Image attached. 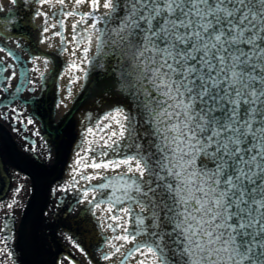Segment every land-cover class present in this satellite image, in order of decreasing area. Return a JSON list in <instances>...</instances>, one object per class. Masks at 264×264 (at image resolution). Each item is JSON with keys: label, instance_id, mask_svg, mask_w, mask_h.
<instances>
[{"label": "snow or ice", "instance_id": "snow-or-ice-1", "mask_svg": "<svg viewBox=\"0 0 264 264\" xmlns=\"http://www.w3.org/2000/svg\"><path fill=\"white\" fill-rule=\"evenodd\" d=\"M36 2L47 6L35 13L37 43L58 37L59 51H82L72 68L100 70L94 103L113 109L85 128L73 180L56 192L103 181L85 186L83 198L107 214L92 218L115 233L112 256L131 244L137 264H264V0ZM0 52L18 58L2 45ZM3 72L16 79L15 65L0 58ZM12 111L15 122L34 124ZM121 144L128 153L112 159ZM45 159L52 161L51 151ZM90 211L77 217L81 233L94 226ZM63 238L79 248L73 235Z\"/></svg>", "mask_w": 264, "mask_h": 264}, {"label": "flooded vegetation", "instance_id": "flooded-vegetation-1", "mask_svg": "<svg viewBox=\"0 0 264 264\" xmlns=\"http://www.w3.org/2000/svg\"><path fill=\"white\" fill-rule=\"evenodd\" d=\"M33 1L15 0L13 3L12 0H0V28L3 29L0 33V45L11 49L18 57L9 59L6 53L0 52V58L8 65L14 64L16 72V79L11 81L7 80V72L0 73V116L6 117L0 119V180L5 189L2 198L7 197L11 188L15 186L13 177L8 174L7 166L14 164L21 170L14 155L16 149L23 163L42 181L43 196L39 208L43 209L46 204V213L66 214L71 208L70 201L66 199L64 192L57 193L55 189L62 181V168L69 160L76 139V127L71 118L68 119L64 114L63 106L53 107L54 103L58 105L60 103L53 92L55 81L53 75L48 77L40 66L43 56L48 54L41 49L36 40L34 26L37 24L32 7ZM17 41L21 47L17 46ZM36 57L40 59L33 64L32 61ZM34 68L40 71H33ZM33 98L39 103H33ZM13 108L23 113L19 119L31 118L34 124L15 122ZM65 130H69L70 134ZM50 151L51 162L45 159ZM52 162H55V168L52 167ZM24 185L25 181L22 179L16 180L17 199ZM53 205L58 207L54 208ZM72 227L70 234L79 243V248L73 249L82 251L80 244L82 242L86 245V251L95 250L97 236L92 228L90 227L87 233H81L77 230L76 222ZM68 243L73 246L71 242ZM50 247L54 248L51 239H43L42 252L45 256H48ZM68 249L72 258H76L72 253L73 249L71 247ZM72 261L74 264H81L78 259Z\"/></svg>", "mask_w": 264, "mask_h": 264}, {"label": "bare ground", "instance_id": "bare-ground-1", "mask_svg": "<svg viewBox=\"0 0 264 264\" xmlns=\"http://www.w3.org/2000/svg\"><path fill=\"white\" fill-rule=\"evenodd\" d=\"M32 6L34 9V13L40 10H47V6L44 7V9H41L39 4L34 0L32 2ZM84 10H87V5L82 6ZM102 11L100 13H97L98 15L102 14ZM35 21L37 26L41 25L42 18H39L35 15ZM71 18L69 20V32L71 31L70 24H71ZM49 36H51V33H49ZM51 45V46H50ZM41 49L48 54V56H43V59L40 62V66L43 71L46 72L48 77H51L53 75L54 77V88L53 92L56 95L59 103L61 101L63 102V112L66 114L73 106L76 108V120L78 122V125L80 127V133H81V143L77 147L79 148L81 144L83 143V136L82 133L84 132L86 127H92L94 124L99 123L101 120H103V117L105 114H107L108 111L113 110L110 109L107 105L104 104H98L94 103V100L98 99V97L95 96V83L97 81V78L100 76L101 71L90 66V65H78L85 68V72H78L72 68V62L73 60H77L79 62L82 51H78L73 57L71 55V47H69L68 52H62L59 51V38H55L51 41H49V44H40ZM93 54L90 52L89 56L91 57ZM47 59L49 62L45 66L43 64V60ZM125 111L134 112L135 111V105L132 102H126ZM88 117H91V120L88 119ZM128 149L124 146V144H121L120 151L115 154H111L112 159H121L123 158V155L128 153ZM76 159L75 153L74 156L71 159V162L69 163L67 169H66V182L70 183L73 180V176L71 175L72 168L74 165V161ZM94 170L88 169L85 175H93ZM100 174L112 176L114 173L108 172L104 173L103 170H100ZM103 181L98 179H93L91 181V184H88L84 180H80L79 184L76 185L75 188L78 189V193L80 196V199L82 201V205L87 207L88 209L91 208V211L89 212L90 216L92 217V212H96L97 216L99 217H106V213L102 211H98L94 208H92L91 205L87 204L84 201L83 198V192L85 190V186H87V189H91L93 186L98 185L102 183ZM89 199L92 198L91 193L88 197ZM97 200H101L103 202L104 199V191L103 190H97L96 197ZM127 206V205H125ZM135 215V213H134ZM99 226L102 234L105 236V250L104 252L108 253V256L112 257L110 259H104V264H137V261L134 260L131 256L130 249L133 248V245L127 244L125 245L122 252L116 256H112L113 249H111L108 245L112 241V236L115 235L114 232L111 230L106 229L105 220L104 219H94ZM119 231V230H118ZM135 231L134 228L130 227V232ZM146 237L140 236L139 239L143 240ZM25 244L27 249L31 252V248L28 244L27 237H25ZM106 253V254H107ZM169 256H171V253H169ZM143 257H140L142 259Z\"/></svg>", "mask_w": 264, "mask_h": 264}, {"label": "rangeland", "instance_id": "rangeland-1", "mask_svg": "<svg viewBox=\"0 0 264 264\" xmlns=\"http://www.w3.org/2000/svg\"><path fill=\"white\" fill-rule=\"evenodd\" d=\"M76 128H77V137L72 146V150L70 154L71 159L74 156L75 150L80 145L81 140H82L81 133H80V127L76 125ZM71 159L69 160V162L71 161ZM10 168L11 170L12 169L14 170L11 173L15 174V177H13L15 186L13 185L14 188L13 187H12L13 189L11 188V191L9 192L7 198L0 200V228L4 229L3 232H0V249H2L0 250V264H30L31 262L24 250L25 247H24V243L22 239L21 228H22L23 223H25L27 216L30 213L29 210L31 208V205L34 204L35 190H34V186L32 182L25 175H23L20 171H18L17 169H14L15 166H12V167L10 166ZM19 178L25 181V185H24V189L21 192L19 198L16 199V196H17L16 180ZM65 184L66 182H62L61 187L65 186ZM66 195L70 196L67 199H69L70 202L74 204L73 206H76V207H74V210L71 213L65 214V218L72 219L71 222L74 223V221L77 220V217L80 216V213L83 212L85 207L80 202L79 203L77 202L78 200L79 201L81 200L77 188L67 191ZM8 205H13V207L9 208ZM58 214L59 213H56L55 217H54V213H46L44 217H40L39 213L35 215L34 219L31 222L30 229L28 231V236H29L31 245L35 249V251H36V247L40 246V243H37V240L38 239L41 240L40 234L38 235L37 233L38 227L40 226V229L42 228L44 229V225H45L46 231H47L49 229L48 224L50 223L51 225L53 223L52 221L54 220V218L56 221L53 226L54 228V233L52 234L53 238L56 243L60 242L61 239H64L63 238L64 233L62 231H59V229L64 230L65 227L66 228L69 227L67 222H70V220L66 219L65 221H63L60 218L57 219ZM8 215H13V217L15 218V224H16L15 231L13 232V235L10 238L8 237V232L6 229V219ZM59 233L61 235H59ZM6 253H11V255H7ZM63 253L65 255L68 254L66 247H65V252ZM102 255H105V253ZM106 255H108V253ZM36 256L39 257L37 252H36L35 257ZM100 256L101 254L99 255V257ZM61 258L63 260H66V257L64 258L60 257V259ZM57 261L58 260L54 258L53 260H50V263L57 264Z\"/></svg>", "mask_w": 264, "mask_h": 264}]
</instances>
